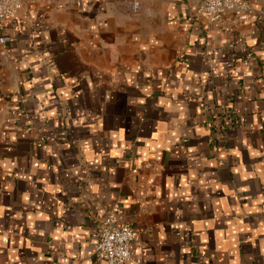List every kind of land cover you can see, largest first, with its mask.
I'll list each match as a JSON object with an SVG mask.
<instances>
[{
  "label": "crops",
  "instance_id": "1",
  "mask_svg": "<svg viewBox=\"0 0 264 264\" xmlns=\"http://www.w3.org/2000/svg\"><path fill=\"white\" fill-rule=\"evenodd\" d=\"M0 37V264H264V0H19ZM134 2L139 7L132 9ZM263 13V15H260Z\"/></svg>",
  "mask_w": 264,
  "mask_h": 264
},
{
  "label": "built area",
  "instance_id": "2",
  "mask_svg": "<svg viewBox=\"0 0 264 264\" xmlns=\"http://www.w3.org/2000/svg\"><path fill=\"white\" fill-rule=\"evenodd\" d=\"M138 7V3L134 2L132 9L137 10ZM19 9V0H0V30L6 21L16 16ZM227 14L236 21L252 25L258 21L256 11L242 0H199L195 9V15L207 23L219 22ZM0 43L4 44L5 38L0 37ZM118 210L119 207L114 205L98 226L96 259L105 264H126L131 260L130 246L134 233L127 225L118 224Z\"/></svg>",
  "mask_w": 264,
  "mask_h": 264
}]
</instances>
